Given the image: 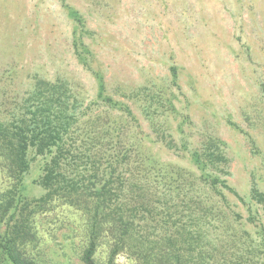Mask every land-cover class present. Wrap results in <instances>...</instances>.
Listing matches in <instances>:
<instances>
[{"label":"trees","instance_id":"trees-1","mask_svg":"<svg viewBox=\"0 0 264 264\" xmlns=\"http://www.w3.org/2000/svg\"><path fill=\"white\" fill-rule=\"evenodd\" d=\"M60 3L95 93L1 66L0 264H264V151L252 133L264 136V84L244 104L245 127L227 119L261 160L243 195L226 141L176 107L177 66L111 88L81 13Z\"/></svg>","mask_w":264,"mask_h":264},{"label":"rangeland","instance_id":"rangeland-1","mask_svg":"<svg viewBox=\"0 0 264 264\" xmlns=\"http://www.w3.org/2000/svg\"><path fill=\"white\" fill-rule=\"evenodd\" d=\"M65 2L81 13L90 32L84 42L111 88L149 76L163 80L169 66H177L181 92L176 107L188 114L193 129H214L226 141L228 180L246 194L249 171L261 160L227 119L245 127L244 104L259 95L264 84V0ZM73 25L60 0H0V68L13 64L23 79L35 72L47 77L61 74L92 97L94 79L71 46ZM252 133L264 151V136ZM56 237L59 248L51 254L62 262L68 250L62 233Z\"/></svg>","mask_w":264,"mask_h":264}]
</instances>
